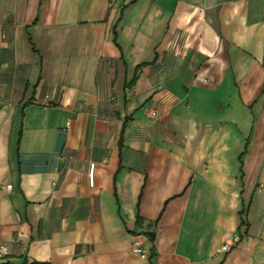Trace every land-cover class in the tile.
Wrapping results in <instances>:
<instances>
[{
  "label": "crops",
  "instance_id": "0c3cea01",
  "mask_svg": "<svg viewBox=\"0 0 264 264\" xmlns=\"http://www.w3.org/2000/svg\"><path fill=\"white\" fill-rule=\"evenodd\" d=\"M0 244L264 264V0H0Z\"/></svg>",
  "mask_w": 264,
  "mask_h": 264
},
{
  "label": "built area",
  "instance_id": "2783aa9c",
  "mask_svg": "<svg viewBox=\"0 0 264 264\" xmlns=\"http://www.w3.org/2000/svg\"><path fill=\"white\" fill-rule=\"evenodd\" d=\"M149 117L151 118H156L157 117V112L156 110H150L148 113ZM93 173H94V164H91V170H90V180L93 182ZM3 188L7 190L12 189V185H6ZM232 244L230 242L225 243L221 249L223 251H229L232 248ZM130 250L136 254H138L141 258L143 259H148L149 258V249L145 243V240L143 239V236H135L133 241L131 242L130 245ZM8 255V247L4 244H0V258L5 257Z\"/></svg>",
  "mask_w": 264,
  "mask_h": 264
},
{
  "label": "trees",
  "instance_id": "16d2710c",
  "mask_svg": "<svg viewBox=\"0 0 264 264\" xmlns=\"http://www.w3.org/2000/svg\"><path fill=\"white\" fill-rule=\"evenodd\" d=\"M116 27H117V24H115V27L113 28V38H114L115 43H116V36H117V33H116ZM140 68H141V66H139V67L137 68L136 72H138V70H139ZM135 81H136V75L133 77V79L131 80V82L129 83V85H132L133 83H135ZM138 222H139V224H140V222H141V219H140V218L138 219ZM34 264H38V263H34Z\"/></svg>",
  "mask_w": 264,
  "mask_h": 264
},
{
  "label": "water",
  "instance_id": "95a60500",
  "mask_svg": "<svg viewBox=\"0 0 264 264\" xmlns=\"http://www.w3.org/2000/svg\"><path fill=\"white\" fill-rule=\"evenodd\" d=\"M149 235L154 238L155 237V233L154 232H149Z\"/></svg>",
  "mask_w": 264,
  "mask_h": 264
}]
</instances>
